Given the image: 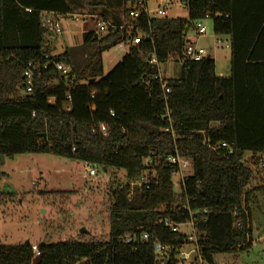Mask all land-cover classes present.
Listing matches in <instances>:
<instances>
[{"label": "trees", "instance_id": "1", "mask_svg": "<svg viewBox=\"0 0 264 264\" xmlns=\"http://www.w3.org/2000/svg\"><path fill=\"white\" fill-rule=\"evenodd\" d=\"M141 1L0 0V160L45 154L88 162L111 188L107 240L40 243L36 256L29 243L0 245V264H161L157 243L169 247L164 264H173L189 243L182 229L189 222L202 264L250 249L249 206L264 191L248 189L264 174V0H186L184 20L146 14ZM44 15L100 19L116 29L98 36L85 28L77 48L55 54L58 38L42 27ZM206 15L214 36L227 39V77L215 74L209 57L183 56ZM121 43L127 53L103 75L102 55ZM164 62L180 63L177 79H162L168 93L156 80ZM55 64L70 70L64 75ZM28 65L40 77L30 94ZM222 143L226 149L217 148ZM175 153L192 166L178 193L168 162ZM145 174L149 185L131 191ZM15 200L0 189V207Z\"/></svg>", "mask_w": 264, "mask_h": 264}, {"label": "rangeland", "instance_id": "2", "mask_svg": "<svg viewBox=\"0 0 264 264\" xmlns=\"http://www.w3.org/2000/svg\"><path fill=\"white\" fill-rule=\"evenodd\" d=\"M148 9L157 4L147 2ZM167 16L174 19H187L184 4L166 6ZM153 16V15H151ZM77 16V20H63L64 34L55 43V54L63 52L65 47L77 48L81 43V31L93 28V21ZM206 33L196 37L194 32L188 38L192 43L203 48L214 61L215 74L219 77L229 76L228 65L230 51L226 48V38L214 36L212 20L202 21ZM217 39L221 40L219 43ZM128 47L121 44L102 55L103 75H107L127 53ZM80 57H75L80 63ZM77 65V64H76ZM70 70V69H69ZM161 79L173 80L180 76V63L164 62L159 64ZM221 74V75H219ZM250 157L246 153L244 159ZM6 176L2 179L0 189L5 193H14L16 200L0 207V245L13 246L23 243L39 245L40 243L104 241L108 236V213L111 204L109 176L97 174L94 178L83 177L80 162L59 158L52 155H19L13 160H6L1 166ZM192 166L182 171L184 178L191 176ZM121 177L120 174H118ZM154 176V175H153ZM179 176H173L177 184ZM264 188V174H255V180L249 186ZM132 191V190H131ZM178 193V186L175 187ZM51 192L66 193L63 196L48 195ZM251 198V247L237 253H216L215 264H264V191L256 192ZM84 229L85 234H79ZM190 233L188 226L182 227ZM183 245L174 255L173 264L193 263L197 246L191 241ZM250 242V241H249ZM182 254H186L184 261ZM195 264H202L197 256Z\"/></svg>", "mask_w": 264, "mask_h": 264}, {"label": "built area", "instance_id": "3", "mask_svg": "<svg viewBox=\"0 0 264 264\" xmlns=\"http://www.w3.org/2000/svg\"><path fill=\"white\" fill-rule=\"evenodd\" d=\"M149 0H142L141 2L138 3L139 8L146 14L149 15H153V16H159V17H165L167 16V8L166 6L169 4H186V0H152L154 3L157 4V6L152 9L149 10L148 9V2ZM130 17L131 18H136L137 14L136 13H130ZM67 20L69 21H75L77 20V15H71V16H67L65 17ZM60 16H54V15H44L41 21L42 27L44 29H46L48 32H50L51 34H54L57 38H61L63 30H62V21L65 19ZM208 15H206L204 17V19H208ZM203 21V20H202ZM202 21H198L196 23V29L198 32L199 37L203 36L206 33V27L203 25ZM115 26L112 25L109 22L97 19V21L95 22V34L98 36H104L109 34L110 32H113L115 30ZM218 43L221 41L219 39H217ZM130 43V42H129ZM132 44H137L139 43V39L135 38L133 41H131ZM122 44V43H121ZM121 44H119L118 46H120ZM226 48H228V42H226ZM184 58L190 61H200L204 58L209 57L207 52L203 49L200 48L197 45H188L185 49V52L183 54ZM152 64H156V61L154 59L151 60ZM55 68L56 71L62 73V74H67L69 72V68L65 67L62 64H55ZM23 76L25 78V90L27 94H30L32 92V85L33 83L38 80L40 77L38 75V73H35V69L33 66L28 65V67L24 70ZM156 80L159 81V83L161 84V88L163 90L164 93H168L169 89L166 86V83L163 82V80L161 79L160 76H158L156 78ZM50 104H52L54 102V100L50 99L48 101ZM101 130L104 132V127L101 128ZM217 148H224L226 149L227 146L226 144L222 143L220 144L219 147ZM231 152V151H230ZM229 152V153H230ZM168 162L176 168V172L175 175L180 177V180L177 184H174V187L178 186V189L180 190V186L183 184L184 181V176H182V171L188 167V165L190 164L187 160L182 159L178 156L177 153H175L174 156H171L168 158ZM260 167L264 168V162L260 163ZM83 169H84V173L86 177L89 178H94L96 176V169L95 167L91 164V163H83ZM149 185V181L147 179V174H145L144 176H141L137 181L133 182L130 184V189L132 190L133 188H142L143 186ZM165 226H168V222L164 223ZM188 226L190 228V235L187 238V241H191L194 244H196V237H195V232H194V227L192 222H189L185 225H183V227ZM179 226H172V231L176 232L178 231ZM142 240L143 241H147L148 240V236L146 234H144L142 236ZM131 239L127 238L126 242H130ZM32 251L33 254L36 256L38 255L37 252V247L36 246H32ZM155 255L160 258L161 260V264H164V261L166 260V258L169 257V247L167 246H162L160 244H154L153 246ZM187 258L186 254H182V259L185 261ZM196 260L194 259L193 262H195ZM183 264H193V263H189V262H184Z\"/></svg>", "mask_w": 264, "mask_h": 264}, {"label": "crops", "instance_id": "4", "mask_svg": "<svg viewBox=\"0 0 264 264\" xmlns=\"http://www.w3.org/2000/svg\"><path fill=\"white\" fill-rule=\"evenodd\" d=\"M93 25H94L93 28H94V30H95V23H93ZM62 30H63V27H62ZM84 30H85V27H84L83 31H84ZM83 31L80 32V33H81L80 35H82ZM62 34H64V30H63V33H62ZM80 44H81V43H78V46H79ZM193 44H194V45H197V41H196V43L194 42ZM64 49L66 50V49H68V48L65 47ZM65 50H64V51H65ZM64 51H63V52H64ZM61 53H62V52H61ZM61 53H60V54H61ZM227 68H229V65H228ZM219 75H221V74H219ZM222 77H223V76H222ZM224 77H225V76H224ZM81 164H82V163H81ZM82 167H83V164H82ZM5 176H6V175H5ZM83 177H84V178L86 177V176H85V173H84V169H83ZM32 246H35V245H32Z\"/></svg>", "mask_w": 264, "mask_h": 264}, {"label": "water", "instance_id": "5", "mask_svg": "<svg viewBox=\"0 0 264 264\" xmlns=\"http://www.w3.org/2000/svg\"><path fill=\"white\" fill-rule=\"evenodd\" d=\"M43 141H45V139H43ZM0 162H1V164H3L4 163V160H3V158H1V160H0ZM86 233V231L84 230V229H81L80 231H79V234H85Z\"/></svg>", "mask_w": 264, "mask_h": 264}]
</instances>
